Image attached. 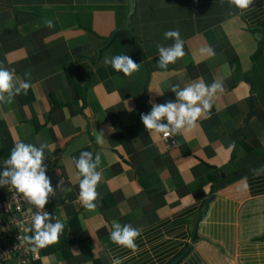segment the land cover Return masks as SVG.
<instances>
[{
  "label": "crops",
  "instance_id": "crops-1",
  "mask_svg": "<svg viewBox=\"0 0 264 264\" xmlns=\"http://www.w3.org/2000/svg\"><path fill=\"white\" fill-rule=\"evenodd\" d=\"M128 13L129 0H0V66L30 84L0 102V162L18 140L48 145L46 204L65 225L34 264H264V0H136L124 27ZM170 29L185 54L160 69ZM113 55L138 70H114ZM197 78L223 86L207 118L149 136L147 102ZM84 148L100 154L93 210L78 196ZM113 221L139 230L135 254L110 241Z\"/></svg>",
  "mask_w": 264,
  "mask_h": 264
},
{
  "label": "clouds",
  "instance_id": "clouds-1",
  "mask_svg": "<svg viewBox=\"0 0 264 264\" xmlns=\"http://www.w3.org/2000/svg\"><path fill=\"white\" fill-rule=\"evenodd\" d=\"M253 2L254 0H228L230 5L239 10L248 8ZM45 23L48 27L52 26L51 20L45 21ZM163 38L164 40L171 39L172 43L170 45L157 43L156 45L157 66L160 69L167 68L169 64L175 63L185 54L184 41L178 30L164 31ZM200 52L207 56L214 55L211 46L201 48ZM104 63H110L114 70L125 76L131 75L139 67L138 63L134 62L129 55H113L110 59L106 57ZM29 87V82L17 76L14 69L10 70L0 66V102L10 101L22 90L26 94ZM170 90L174 93V99L165 100L163 103H155L150 99L147 102L151 105L150 110L146 114H140V120L149 132V136L156 133L167 138L181 130L191 129L198 118H207L209 109L213 106L212 98L217 92L223 91V86L216 81L206 84L202 78H197L184 87L172 85ZM100 141L101 135H97V142ZM46 147L48 145L44 143L37 146L18 140L14 142L8 156L0 162V186H11L36 208V211L30 216L31 223L23 227L25 235L22 237V243L29 245V250L34 257L38 255L39 249L57 242L65 227L61 220L44 210L49 197L54 194L50 177L46 174L47 165L44 163ZM233 147L234 145L230 144L227 151L230 152ZM99 164V153L94 156L90 151H81L79 156L74 158L79 200L83 207L89 210L97 207V203L94 201H97L99 195L96 191V186L101 179V172L97 170ZM243 187L247 188L246 182ZM29 232L32 233L30 236L27 235ZM139 235V230L131 225L127 223L121 225V223L113 221L109 239L112 243L128 248L135 254L137 251L135 239ZM110 260L111 264H121V259L118 257L110 256Z\"/></svg>",
  "mask_w": 264,
  "mask_h": 264
},
{
  "label": "built area",
  "instance_id": "built-area-1",
  "mask_svg": "<svg viewBox=\"0 0 264 264\" xmlns=\"http://www.w3.org/2000/svg\"><path fill=\"white\" fill-rule=\"evenodd\" d=\"M169 135L167 138H170ZM172 145V142L169 143ZM31 211H28V210ZM44 210L52 215L51 208L45 204ZM36 208L30 205L22 194L9 185L0 186V264H32L40 258L22 243L25 235L23 227L31 223L30 216ZM31 235V232L27 233Z\"/></svg>",
  "mask_w": 264,
  "mask_h": 264
},
{
  "label": "water",
  "instance_id": "water-1",
  "mask_svg": "<svg viewBox=\"0 0 264 264\" xmlns=\"http://www.w3.org/2000/svg\"><path fill=\"white\" fill-rule=\"evenodd\" d=\"M136 9V0H129V13L127 15L126 22L124 23V27H128L131 22L132 15L134 14Z\"/></svg>",
  "mask_w": 264,
  "mask_h": 264
},
{
  "label": "trees",
  "instance_id": "trees-1",
  "mask_svg": "<svg viewBox=\"0 0 264 264\" xmlns=\"http://www.w3.org/2000/svg\"><path fill=\"white\" fill-rule=\"evenodd\" d=\"M81 151H89V149L84 148V150H83V149L80 150L79 152H77V153L75 154V158L79 156V153H80ZM50 218H51V217H50ZM185 255H186V254H185ZM185 255H184V256H185ZM39 259H40V258H39ZM39 259H38V260H39ZM38 260H36V261H38ZM36 261H34L32 264H34Z\"/></svg>",
  "mask_w": 264,
  "mask_h": 264
}]
</instances>
